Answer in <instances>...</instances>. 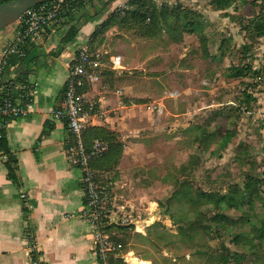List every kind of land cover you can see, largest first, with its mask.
<instances>
[{
	"label": "crops",
	"instance_id": "0c3cea01",
	"mask_svg": "<svg viewBox=\"0 0 264 264\" xmlns=\"http://www.w3.org/2000/svg\"><path fill=\"white\" fill-rule=\"evenodd\" d=\"M128 1L84 4L74 16L48 28L39 40L25 44L23 56L6 71V80L22 78L34 90V105L26 117L11 120L5 127L18 183L9 181L8 158L0 153V264H33L32 250L41 264H98L92 228L83 217L82 171L68 164L66 125L51 115L62 103L71 64L83 48H89L95 65L83 92L91 109L89 127L106 130L122 144L117 163L103 176V188L113 219L110 226H122L120 217L127 216L126 226L132 228L127 245L119 248L110 264H132L133 259L172 264L169 243L165 240L158 246L155 234L163 229L175 235L169 228L178 226L160 207L164 197L155 196L158 190L172 189L168 171L186 165L192 155L180 165L174 159L163 161L169 145L181 132L191 135L197 123L186 128L176 125L179 131L170 127L184 118L168 110L180 94L167 85L166 63L153 62L158 53L148 42L152 40L120 33L115 26L94 39L110 14ZM183 1L187 2L184 8L202 9V0ZM71 28L76 35L67 40ZM17 29L18 21L0 31V64ZM186 36L194 35H184L183 41ZM116 58L119 62L114 64ZM21 194L26 195L25 201Z\"/></svg>",
	"mask_w": 264,
	"mask_h": 264
},
{
	"label": "rangeland",
	"instance_id": "374dc122",
	"mask_svg": "<svg viewBox=\"0 0 264 264\" xmlns=\"http://www.w3.org/2000/svg\"><path fill=\"white\" fill-rule=\"evenodd\" d=\"M143 1H151L158 8L163 4L184 7V3H187L183 0ZM211 1L202 0V9L194 10L203 21V43L196 36H186L183 44L175 45L165 27H162L157 38L148 41L153 51L158 53L153 62L160 60L166 63L170 72L167 85L170 89L176 88L180 94L174 100L177 102L169 103L168 110L184 114V118L178 119L170 127L179 131V127L186 128L192 123L205 127L210 122L207 131L211 135L204 143L200 142L199 150H196L195 144L191 149L189 135L181 132L169 145L162 160L170 162L174 159L180 165L192 153L198 164L194 171L179 175L177 171H168L169 174L189 181L193 189L212 194L226 193L228 187L234 185L242 188L246 182L258 183L253 186L254 191L259 189L264 198V38L253 37L256 33L251 24L248 26L253 17L259 14L264 16V2L234 0L230 7L221 9L212 5ZM96 2L103 3L104 0ZM119 32L137 36L136 30ZM178 33L175 30L172 35ZM229 68L242 69L246 76L242 79L229 78ZM227 132L233 136L229 145L221 151L220 157L210 156L209 151L218 148L220 138ZM173 190L166 189V197L163 189L158 190L155 197H164V201ZM186 206L172 203L171 221L178 228L169 229L177 232L175 235L165 233L163 229L158 230L161 234H155L158 246H163L165 240L169 243L167 253L172 264H223L219 259L227 255V264H264V234L261 240L246 225L247 220L252 223L260 219L264 221L263 203L256 201L252 210V205L244 202L241 211L218 210L207 200L191 210ZM181 213H188V219H179ZM213 215H227L234 221V227L226 232L215 226L209 221ZM193 221L202 222V227H211V230L205 232L196 228L190 232L188 225ZM257 225L258 229L259 223ZM180 230H185L189 236H183ZM130 233L124 238L123 247L127 245L125 242L129 241L127 237H131ZM237 235H241L242 244L232 242ZM247 240H251L252 244H244ZM151 241L155 242L153 239ZM114 255L115 252L111 257ZM239 257L242 260L237 262Z\"/></svg>",
	"mask_w": 264,
	"mask_h": 264
},
{
	"label": "trees",
	"instance_id": "16d2710c",
	"mask_svg": "<svg viewBox=\"0 0 264 264\" xmlns=\"http://www.w3.org/2000/svg\"><path fill=\"white\" fill-rule=\"evenodd\" d=\"M13 0H0V4L11 2ZM114 0H105L104 4L108 5L112 3ZM234 2V0H212L211 4L217 6L221 9H226L230 7V5ZM261 3L264 0H260ZM84 7V4L80 3L74 6L71 10L65 13L62 16V21L64 18H68L69 16H74L77 12H79ZM195 11L190 8H184L181 5H175L174 7H168L163 4L161 8H158L151 1H143V0H129L126 4L125 9H117L112 12L104 24H102L98 30L93 34L94 39L98 36H103L107 30L112 28L113 26L117 27L119 31H137V37L153 40L157 38V34L162 30V27L166 28V32L169 36L173 37L174 44H181L183 42L184 35H194L201 39V33L203 32L204 26L203 21L200 15L194 13ZM253 21V22H252ZM249 22V25L253 27L255 31V38H264V16L257 15L253 17V20ZM251 27V29H252ZM177 30L179 35H172ZM249 30V27H247ZM77 30L71 28L68 35L67 40L72 39L76 35ZM136 36V35H135ZM200 43H203V40H200ZM247 50V49H246ZM20 58L10 57L7 62V67L3 73V80L8 81L4 78L6 71L12 67V65L16 64ZM231 71L229 78L234 79H242L246 75L242 69L238 68H229V72ZM16 83L24 84V80L19 78L15 80ZM86 86V85H85ZM80 89V92H84L86 87ZM1 87V85H0ZM248 99L251 98L248 96ZM5 118L0 116V123L5 122ZM210 122H207V126ZM207 126H201L198 124L194 127V131L192 134H189V139L195 144L196 150L200 148V142L204 143L205 140H208L210 137V132L207 131ZM203 135V136H202ZM83 143L87 151H90L92 143L97 139H102L108 144V151L100 158L92 159L90 161V168L97 173V181L100 183L101 187H104L103 176L106 172H108L112 164H116L119 156L122 151V144L119 143L115 137V135L107 132L106 130L91 128L88 127L82 135ZM233 136L228 132L224 134L223 137L220 138L218 142V148L209 151L210 156L220 157L221 151L225 150L226 147L231 142ZM0 153L7 156V177L9 181L14 184L18 183V179L15 173V159L11 155L8 142L5 135V129H0ZM194 155H191L189 161L186 165L181 166L177 171V174L184 172L194 171L198 164L195 162ZM169 179L172 182V188L174 189L169 198L165 199L163 202H160V207L164 208L166 214L172 219L171 207L172 203L180 206L187 205V209L191 210L196 207H200V205L206 200L211 202L215 209H229V210H238L241 211L242 205L244 202L252 205V210L255 205V202L259 201L264 204V198L261 196L259 189L254 191V184H248L247 182L242 186V188L237 185L228 187V191L226 193L221 194H212L207 193L203 190L193 189L192 184L189 181H185L177 178L175 175L169 174ZM259 185V184H258ZM184 212V211H182ZM194 212V211H193ZM198 216V214H197ZM179 219L187 220L188 213H181L179 215ZM200 221V219L198 218ZM199 221L190 222L188 225V229L190 232L196 230L201 231V229L205 232L211 230V227H202ZM215 226L223 229L224 231H228L230 228L234 227V221L229 219L227 215H213L210 220ZM262 221V222H261ZM247 226L250 227L251 231L255 234H258V238L262 240L264 234V221L260 219L256 223H252L250 220H247ZM259 223L258 229L256 228ZM214 226V227H215ZM153 227L161 228L160 224H155ZM132 227L127 226H108L105 228L104 233L107 234L111 241L114 243L116 247V252H118L123 244L124 238L127 236ZM183 236L188 237L189 234L185 230H180ZM256 237V238H257ZM241 235L234 236L233 243L242 244L243 241H240ZM260 240V241H261ZM244 244H252L251 240H247ZM120 248V249H119ZM237 257V255H236ZM35 259V256L32 257ZM113 258H109V262L112 263ZM242 257L236 259L237 262H240ZM220 263L227 264L228 263V255L225 257H221L219 259ZM41 264V263H37Z\"/></svg>",
	"mask_w": 264,
	"mask_h": 264
},
{
	"label": "built area",
	"instance_id": "2783aa9c",
	"mask_svg": "<svg viewBox=\"0 0 264 264\" xmlns=\"http://www.w3.org/2000/svg\"><path fill=\"white\" fill-rule=\"evenodd\" d=\"M92 0H52L26 11L18 20L17 33L4 49V57L0 64V116L6 120L0 123V129H5L9 121L26 117L34 105V90L28 84L16 83L14 79L3 80V73L10 57L23 56L22 47L27 43L36 42L44 32L62 22V16L74 6L86 4ZM89 48L79 51L70 67L63 100L51 115L55 120L63 121L66 125L68 140L64 153L68 164L82 171L81 183L84 188L86 210L83 217L89 221L98 264H110L109 258L116 251L110 237L104 233L106 227L112 225L113 219L107 212L108 196L97 181V173L90 168V161L102 157L108 151V144L97 139L87 151L83 143V132L90 125V108H87L84 94L80 92L92 76L89 70L95 66L92 62ZM119 62L116 58L114 64ZM26 200V195L21 194ZM128 217H120L119 224L128 225ZM35 255L34 250L31 257ZM36 264L35 259L31 260Z\"/></svg>",
	"mask_w": 264,
	"mask_h": 264
},
{
	"label": "water",
	"instance_id": "95a60500",
	"mask_svg": "<svg viewBox=\"0 0 264 264\" xmlns=\"http://www.w3.org/2000/svg\"><path fill=\"white\" fill-rule=\"evenodd\" d=\"M52 0H13L0 4V31L17 22L28 10Z\"/></svg>",
	"mask_w": 264,
	"mask_h": 264
},
{
	"label": "bare ground",
	"instance_id": "6f19581e",
	"mask_svg": "<svg viewBox=\"0 0 264 264\" xmlns=\"http://www.w3.org/2000/svg\"><path fill=\"white\" fill-rule=\"evenodd\" d=\"M131 263H132V264H143V263H140V262H138V261H136V260H134V259L131 261Z\"/></svg>",
	"mask_w": 264,
	"mask_h": 264
}]
</instances>
